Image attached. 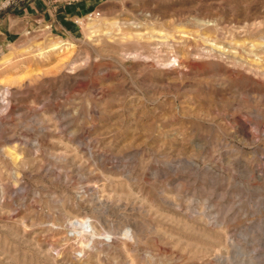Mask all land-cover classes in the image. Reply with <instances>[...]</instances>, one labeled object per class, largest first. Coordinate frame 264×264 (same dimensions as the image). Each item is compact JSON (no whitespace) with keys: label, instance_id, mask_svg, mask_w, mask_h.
Segmentation results:
<instances>
[{"label":"rangeland","instance_id":"obj_1","mask_svg":"<svg viewBox=\"0 0 264 264\" xmlns=\"http://www.w3.org/2000/svg\"><path fill=\"white\" fill-rule=\"evenodd\" d=\"M0 264H264V0H0Z\"/></svg>","mask_w":264,"mask_h":264},{"label":"crops","instance_id":"obj_2","mask_svg":"<svg viewBox=\"0 0 264 264\" xmlns=\"http://www.w3.org/2000/svg\"><path fill=\"white\" fill-rule=\"evenodd\" d=\"M6 38H7V35H6V34H4V41H3L4 43L7 41V39H6Z\"/></svg>","mask_w":264,"mask_h":264},{"label":"built area","instance_id":"obj_3","mask_svg":"<svg viewBox=\"0 0 264 264\" xmlns=\"http://www.w3.org/2000/svg\"><path fill=\"white\" fill-rule=\"evenodd\" d=\"M94 15V13L91 14V16Z\"/></svg>","mask_w":264,"mask_h":264}]
</instances>
